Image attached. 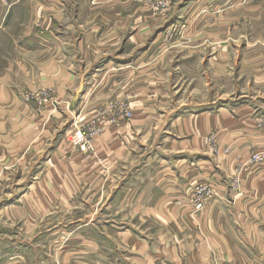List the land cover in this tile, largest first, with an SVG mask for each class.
<instances>
[{"label":"rangeland","instance_id":"374dc122","mask_svg":"<svg viewBox=\"0 0 264 264\" xmlns=\"http://www.w3.org/2000/svg\"><path fill=\"white\" fill-rule=\"evenodd\" d=\"M46 1L0 0V264L11 247L15 264H87L97 257L88 244H130L152 225L170 224V235H180L172 231L184 224L179 209L196 218L221 188L238 193L243 172L264 165L256 148L264 147V0H124L139 19L127 27L137 34L126 46L148 51L136 70L109 83L106 69L96 70L72 110L71 96L58 100L35 73L23 83L20 66L38 59L45 33L61 34L56 50L74 56L65 24L90 17L80 33L102 28L97 20L117 12L108 10L115 0ZM119 129L124 138L106 136ZM235 142L250 149L238 153L231 175ZM143 162H155L164 188L167 180L183 184L186 171L202 173L170 200L169 222L140 218L133 199L120 200L135 186L118 181ZM227 222L234 242L248 244L243 227ZM258 229L261 236L264 225Z\"/></svg>","mask_w":264,"mask_h":264},{"label":"crops","instance_id":"0c3cea01","mask_svg":"<svg viewBox=\"0 0 264 264\" xmlns=\"http://www.w3.org/2000/svg\"><path fill=\"white\" fill-rule=\"evenodd\" d=\"M55 1H60L62 7L64 6L63 2H66L65 0ZM46 2H50V0ZM78 2L77 4H79ZM126 7L127 4L124 0L111 2L108 10H117V12L113 14L103 13L102 20H97L98 23L102 21V28L90 27L91 32L88 33H80L78 26L82 23L90 24L92 19H89L90 17L71 16L70 23L65 25L71 27L70 32L66 34L70 35V48L74 52V56L65 51L62 53L56 50L59 46L56 41L61 42V38H63L61 34L45 33L44 36L39 37V45L44 49L40 50L38 59L29 63L23 60L20 66L23 73V83L27 82L30 86L32 81L28 77L35 73L38 76L39 85L54 89L60 94L58 100L62 99L61 95L66 94L71 96L69 103L71 104L75 95H78L77 108L81 101L77 90L82 83H85L88 78H91L90 76L97 72L96 70L106 69L104 71L106 79L104 83H109L112 77L114 79L115 74H119L121 77L130 70H136L148 49L127 48L128 41L130 42L137 34L133 30L127 34V27L137 24L139 19L133 15L136 13L135 11L134 13L127 12L128 8ZM128 14H130L129 20ZM132 20L134 24H132ZM75 25L76 27H74ZM92 29H96V31ZM126 36L129 38L127 39ZM262 39L264 41V33ZM50 49H52L51 52ZM5 89L7 88L5 87ZM201 113L198 114L199 117L207 115V112ZM181 119H183V115L175 117V121ZM112 132L108 130L106 136L109 138L112 135L119 138L125 136L123 129H119L117 134H112ZM118 140L122 142L123 139ZM235 143V145L230 146L229 164L231 165H229V169L231 175H233V166L237 164L238 153L243 154L250 149V146L245 145L244 142ZM250 145L251 147L256 146L254 142H250ZM256 148L264 149L263 145H257ZM119 152L125 153L126 147L120 149ZM107 153H111V147L108 148ZM154 163L143 162L134 165L135 171L131 173V178L128 179V176H123L124 179L118 181V185L134 184L135 187L138 186V188L132 187L130 193L124 192L120 200L133 199L135 201V214L140 218L144 215L150 220H158L159 216L163 215L169 222L170 200H173L175 196H185L184 188L191 178L203 181L200 179L202 173L198 172L196 177V173L186 171L185 175L180 174L183 177V184L176 186L177 184L173 183L170 185V180H167L164 188L163 183L159 181V174L155 171L157 165L155 166ZM121 167L126 168V166ZM259 167L257 173L255 172L257 167H249L243 172L240 184L241 191L238 193L231 190L229 195L227 193L225 195L220 187L221 192H218L214 200L209 202L196 218L186 213V209H179L178 213H183L184 224L181 228H173L172 231L180 233V235H176V233L170 235V224L165 225L162 229L157 225H152L145 230L144 227L138 229L139 234L143 233L138 235L141 238L138 240L129 238L130 244H88L87 253H91L89 252V248H91L93 254L97 251V257L91 261L88 260L87 264H264V233L261 236H256L260 231L258 228L264 225V220L260 223L254 219L264 218V165ZM143 168L146 171L145 177L142 174ZM165 176L170 179V172H167ZM125 189L129 190L130 188ZM228 218H233L237 226L243 227V232H246L249 238L248 244L234 242L228 231V227L230 225L231 228L232 223L227 222L228 224H226ZM147 230L150 232L149 235ZM233 232L231 231L232 234ZM172 238L176 243L180 240V243L171 244ZM10 245L13 246V244H6V248L9 249ZM12 250L11 247L9 253L12 252V256L7 258V264L17 262Z\"/></svg>","mask_w":264,"mask_h":264},{"label":"built area","instance_id":"2783aa9c","mask_svg":"<svg viewBox=\"0 0 264 264\" xmlns=\"http://www.w3.org/2000/svg\"><path fill=\"white\" fill-rule=\"evenodd\" d=\"M77 137L80 138L81 136L78 135ZM201 195H202V194H201ZM207 195H208V193L203 194L202 197H197V198L195 199L194 207H195L196 209H200V208H202V206L206 203L205 200H206Z\"/></svg>","mask_w":264,"mask_h":264},{"label":"water","instance_id":"95a60500","mask_svg":"<svg viewBox=\"0 0 264 264\" xmlns=\"http://www.w3.org/2000/svg\"><path fill=\"white\" fill-rule=\"evenodd\" d=\"M78 102V95H75V97L73 98L71 104H70V109H74L76 107V103Z\"/></svg>","mask_w":264,"mask_h":264}]
</instances>
